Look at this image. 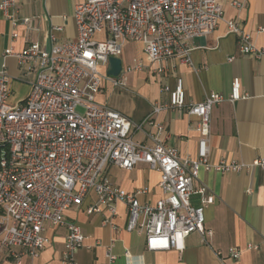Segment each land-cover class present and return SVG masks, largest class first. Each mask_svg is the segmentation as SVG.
I'll return each mask as SVG.
<instances>
[{
	"label": "built area",
	"instance_id": "built-area-1",
	"mask_svg": "<svg viewBox=\"0 0 264 264\" xmlns=\"http://www.w3.org/2000/svg\"><path fill=\"white\" fill-rule=\"evenodd\" d=\"M227 1L86 0L75 9V40L57 43L50 50L31 43L20 52L13 47L5 51L0 68L2 251H8L18 264L24 257L37 259L51 243L45 235L46 226H62L67 236L62 262L75 264L76 253L85 247L87 237L78 224L66 220L65 213L82 206L91 194L96 195L97 203L88 207V215L102 213L101 207H106L110 216L104 224L117 232L113 220L118 216L117 204L124 203L129 214L127 230L144 234L151 252H182L193 233H200L210 246L208 237L214 232L206 229L204 216L215 203V196L205 186L195 187L200 169L223 174L264 170V160L252 164L209 162L214 106L248 97L241 92L240 79L234 80L229 97L213 92L199 103L187 101L180 78L174 87H163L169 101L155 105L140 123L99 104L97 96L104 80L126 87L123 72L111 77L100 68L109 67L112 57L120 58L130 41L143 44L152 62L178 58L191 65V41L215 32L224 18ZM0 12L14 26L31 25L30 18L18 16L17 0H0ZM227 24L229 31L238 35L241 54L264 57V49L254 46L251 36L243 33L237 22ZM101 34L105 37L100 40ZM9 58L18 61L25 75L35 77L29 95L17 104L11 102ZM158 72L161 74L162 69ZM172 108L197 118L194 129L200 137V149L196 159L181 158L175 147L160 138L164 126L155 117ZM146 126L156 128L157 134L146 131ZM135 132H143L151 143L136 141ZM138 164H148L161 174L159 188L164 197L155 205L138 200L147 188L129 193L107 174L111 165L131 171ZM195 194L202 197L200 206L192 204ZM115 242L106 251V264L117 260ZM241 253L237 248H231L227 256L216 251L224 263L238 260ZM130 256L126 252V257Z\"/></svg>",
	"mask_w": 264,
	"mask_h": 264
},
{
	"label": "crops",
	"instance_id": "crops-1",
	"mask_svg": "<svg viewBox=\"0 0 264 264\" xmlns=\"http://www.w3.org/2000/svg\"><path fill=\"white\" fill-rule=\"evenodd\" d=\"M85 1L17 0L18 16L30 18V26H14L0 12V68L5 51L11 47L20 52L31 43H39L50 50L57 43L75 40L78 35L75 9ZM230 21L237 22L243 33L251 36L254 46L264 49V31H260L264 29V0H228L224 18L215 32L191 41V65L178 58L152 62L143 44L126 43L120 59L127 85L117 87L112 81L104 80L97 102L140 123L155 105L169 101L163 87H174L180 78L184 80L187 101L199 103L213 92L229 97L233 82L238 78L241 92L248 97L214 106L209 162L219 164L225 160L252 164L264 160V57L240 53L238 35L229 31L227 23ZM104 37L101 34L98 39ZM7 64L13 92L11 102L17 104L27 98L35 77L21 72L14 58H9ZM108 68L102 66L100 70L107 74ZM159 69H162L161 74ZM155 120L164 126L160 138L166 145L175 147L183 159L198 158L200 137L194 129L196 117L172 108L162 111ZM145 129L157 134L154 127L146 126ZM133 138L151 143L143 132H135ZM107 174L129 193L147 188L148 192L138 197L142 204L155 205L164 197L159 188L161 174L148 164H138L131 171L111 165ZM201 186L215 196V203L206 209L204 216L206 229L214 232L208 237L210 246L205 244L200 233H193L186 239L182 252H151L146 247L144 234L127 230L129 214L124 203L117 204L118 216L113 220L117 232L104 224L110 216L106 207H101L102 213L88 215V207L97 203L96 195L91 194L82 206L69 208L65 213L66 220L78 224L87 237L85 247L76 253L75 264H106V251L115 239L113 252L117 260L114 264H264V170L244 169L223 174L202 167L195 181L196 188ZM192 204L200 206L202 197L193 195ZM45 235L51 243L39 258L24 257L22 264L30 261L33 264H63L66 228L49 224ZM231 248L241 250V257L222 262L216 251L227 256ZM126 252L130 253V258L126 257ZM0 264L18 263L8 251L0 248Z\"/></svg>",
	"mask_w": 264,
	"mask_h": 264
},
{
	"label": "water",
	"instance_id": "water-1",
	"mask_svg": "<svg viewBox=\"0 0 264 264\" xmlns=\"http://www.w3.org/2000/svg\"><path fill=\"white\" fill-rule=\"evenodd\" d=\"M123 72L122 60L120 58L112 57L107 74L111 77H118Z\"/></svg>",
	"mask_w": 264,
	"mask_h": 264
}]
</instances>
